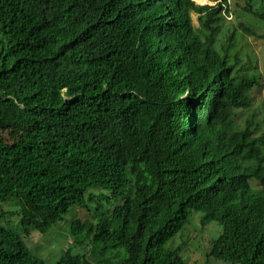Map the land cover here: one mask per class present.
I'll use <instances>...</instances> for the list:
<instances>
[{
	"label": "trees",
	"instance_id": "obj_1",
	"mask_svg": "<svg viewBox=\"0 0 264 264\" xmlns=\"http://www.w3.org/2000/svg\"><path fill=\"white\" fill-rule=\"evenodd\" d=\"M186 2L206 10L204 33L187 13L162 26L149 1L0 0V204L18 205L0 220L17 215L24 233L0 221V264H46L23 236L93 204L69 225L79 252L56 264H187L184 244L167 243L198 210L203 225H223L204 264H264V199L234 187L264 143V121L234 117L260 76L214 46L222 5ZM252 2L244 10L264 23Z\"/></svg>",
	"mask_w": 264,
	"mask_h": 264
},
{
	"label": "rangeland",
	"instance_id": "obj_2",
	"mask_svg": "<svg viewBox=\"0 0 264 264\" xmlns=\"http://www.w3.org/2000/svg\"><path fill=\"white\" fill-rule=\"evenodd\" d=\"M207 1V0H206ZM212 0H208L209 2ZM210 4V3H209ZM246 0H234L232 4V12L234 18L232 21H222V32L219 33L220 38L226 36V32H230L234 27L238 28V39L236 41V51L245 64L248 61V67H257V73L260 76L261 85L255 87L252 91L254 98L253 107L248 110V114H256L257 118L264 120V23L258 16L248 13L244 10ZM252 7L258 12H264V0H253ZM196 19V15L193 14ZM239 21L247 24L255 31V35H249L240 30ZM235 48H233L234 50ZM8 132L3 133L4 136ZM99 192L100 190L94 189ZM107 195L103 200L106 207L111 210L118 204L117 198L110 190H104ZM96 204H93L91 211L79 207H73L66 215L65 219L55 224L47 233L33 231L29 236H23L24 241L31 247L32 251L42 258L46 264H56L58 259L72 248L73 253L79 252V247L74 245V236L70 233V223L74 218L91 217V213L95 210ZM18 205L15 202H7L0 204V210H17ZM202 210L194 211L188 218L184 227L167 243V247H177L184 244L182 255L187 264H204L207 259V252L210 250L212 243L217 239L222 231L223 225L217 221H211L206 225H202L201 218ZM5 225L18 230L19 233H24L19 229V217L17 215H6L0 220ZM89 248L87 247L86 250ZM211 264H231L230 262L210 258Z\"/></svg>",
	"mask_w": 264,
	"mask_h": 264
},
{
	"label": "clouds",
	"instance_id": "obj_3",
	"mask_svg": "<svg viewBox=\"0 0 264 264\" xmlns=\"http://www.w3.org/2000/svg\"><path fill=\"white\" fill-rule=\"evenodd\" d=\"M143 1H149L155 11V14L157 15L158 19H159V24H161L162 26H172L176 23L177 18L179 17V15L183 14V13H187L190 19V25L194 28V30H196L198 33H204L206 31V27L204 25V23L206 22L207 18H204L206 15V10L203 12H199L197 10H195L192 6H190V4H188L186 2V0H135L136 3H140ZM191 2H193L194 4L198 5V6H210L211 8H218V5L221 4V20L218 23L221 27L219 29L217 38L214 42V46L219 50V52L225 56L226 58V62L225 63H229L231 65H236L237 69H241L243 68L244 63L241 61V58L238 55V51H236V45L233 46V44L228 40V34L231 32H226L225 29L223 28V32L226 33L225 37H221L219 33L222 32V21H227L230 22L233 20L234 15L233 12L231 10L232 8V4L234 0H212V2L210 1L208 3H200L197 0H190ZM193 14L196 15V19L194 18ZM155 21L153 15H150L149 18V24H152ZM234 29V28H233ZM232 29V30H233ZM237 39H238V33H237ZM236 39V41H237ZM222 44H225L228 47L227 51H224ZM233 48H235L233 50ZM221 66V71L223 70V65L221 63H215V66L213 68V73L214 75L218 76L221 73V71H216L218 69V66ZM254 70L256 67H252ZM209 74V73H208ZM207 75V74H206ZM227 82L223 83L226 84ZM227 84H233L231 81H228ZM236 87L238 88V90L243 89L242 87L238 86L236 84ZM258 87V86H255ZM254 87V88H255ZM251 89V104L248 107H239L236 108V115L234 116L236 118V125H239V127H244L246 125V121L248 119H252L254 118L256 121L262 122L264 120H260L257 118L256 114H252L249 115L248 114V110H250L253 107L254 104V98L252 95V91L253 89ZM189 89H187V92L184 94V97H186L189 93ZM241 99H234L232 101V107L237 106V104L242 100ZM214 103L211 104V106L209 108H207L205 110L204 117H207V115H209L210 113H213L212 109L213 107L215 108V104ZM264 132V130L262 131ZM262 132H259L258 135H260ZM213 142L219 144V145H224L216 136V133L213 132L211 134ZM260 146V151L261 154L256 155L259 157L256 158H260V159H264V143L262 141H259ZM254 157V159L252 158L251 162L246 163L247 167H244L245 170L241 171V174L239 176V179L237 180V185H234V187L238 186L240 189L244 190L247 192V194L254 200V201H260L261 199H264V172L261 171L260 169H250L253 165H255L257 163V161L255 160L256 158ZM263 166V164H262ZM190 216V215H189ZM188 221V220H187ZM213 221V220H211ZM216 221V220H214ZM218 222V221H217ZM187 223V222H186ZM185 223V224H186ZM202 223V221H201ZM184 224V225H185ZM203 225V223H202ZM204 226V225H203ZM184 227V226H183Z\"/></svg>",
	"mask_w": 264,
	"mask_h": 264
},
{
	"label": "bare ground",
	"instance_id": "obj_4",
	"mask_svg": "<svg viewBox=\"0 0 264 264\" xmlns=\"http://www.w3.org/2000/svg\"><path fill=\"white\" fill-rule=\"evenodd\" d=\"M198 2H200V3H205V2H207L206 0H197Z\"/></svg>",
	"mask_w": 264,
	"mask_h": 264
}]
</instances>
